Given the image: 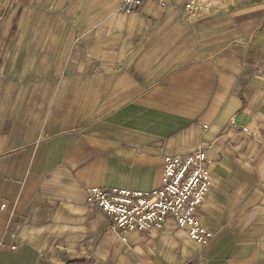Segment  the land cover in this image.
<instances>
[{"label": "crops", "instance_id": "0c3cea01", "mask_svg": "<svg viewBox=\"0 0 264 264\" xmlns=\"http://www.w3.org/2000/svg\"><path fill=\"white\" fill-rule=\"evenodd\" d=\"M186 1L0 0V264H264V0ZM196 150L204 246L84 201Z\"/></svg>", "mask_w": 264, "mask_h": 264}, {"label": "built area", "instance_id": "2783aa9c", "mask_svg": "<svg viewBox=\"0 0 264 264\" xmlns=\"http://www.w3.org/2000/svg\"><path fill=\"white\" fill-rule=\"evenodd\" d=\"M142 1L121 0L120 11L130 14ZM152 1L163 5V0ZM207 3L208 0H187L184 13L197 18L206 12ZM209 165L210 160L200 150L185 156H165L157 189L140 192L91 187L86 190L84 201L108 217L109 229L121 235L122 241L126 232L160 229L167 217H171L176 227L186 229L191 241L204 246L210 235L199 225L195 211L212 187Z\"/></svg>", "mask_w": 264, "mask_h": 264}]
</instances>
